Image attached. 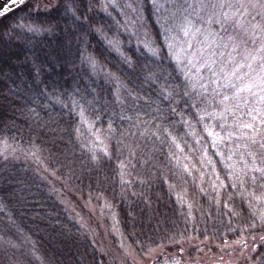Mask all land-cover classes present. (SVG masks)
I'll use <instances>...</instances> for the list:
<instances>
[{
	"label": "trees",
	"instance_id": "1",
	"mask_svg": "<svg viewBox=\"0 0 264 264\" xmlns=\"http://www.w3.org/2000/svg\"><path fill=\"white\" fill-rule=\"evenodd\" d=\"M154 9L143 0L145 36L103 0L26 2L0 17V264H118L91 207L139 254L207 241L264 264L250 130L220 119L215 83L175 60Z\"/></svg>",
	"mask_w": 264,
	"mask_h": 264
},
{
	"label": "rangeland",
	"instance_id": "2",
	"mask_svg": "<svg viewBox=\"0 0 264 264\" xmlns=\"http://www.w3.org/2000/svg\"><path fill=\"white\" fill-rule=\"evenodd\" d=\"M150 1L153 4V0ZM27 2L40 9H50L55 5V0H28ZM155 2V15L157 14V18L161 21V26L163 25L164 30L172 29L167 33L175 60L177 61L176 57L179 56V64L191 76L197 78H195L196 82L200 83L211 78V82L220 79V83L225 84L222 77L227 76L237 62H251L245 60V52L246 50L252 51L259 46L258 43L251 42L249 27L252 24L264 23L261 17L256 15L259 9H249L251 15L234 17L237 22L233 23L230 20L224 24L222 29L218 22L219 16H211L207 9H197L193 12V9L188 8L184 15H189V18L194 21V26L189 35L185 36L179 28L183 22L181 13L183 8H187L188 4H195L197 0H155ZM211 2H216V0H211ZM225 2L235 4L238 0H225ZM142 3L143 0H103L106 10L113 8L124 15L121 8H125L128 15L137 20L135 22L130 20L129 31L145 36L147 30L143 23ZM225 11L229 10L225 9ZM173 13L176 15L173 16ZM246 28L249 29L247 32ZM229 37L233 39L230 40ZM245 41L247 43H244ZM205 62L208 66H202ZM260 63L258 59L252 62L254 70L252 75L259 71ZM248 71L247 67L241 70V72ZM243 95L247 96L246 93ZM90 210L92 214L86 216L91 223L89 225L94 227L103 250L111 252L118 264H237L238 260L235 261V258L227 254V251L234 248V245L211 246L207 241H184L174 247H160L145 254H139L122 236L115 217L102 211L98 212L93 207ZM238 256L241 258V254ZM245 259L252 260L251 255L246 256ZM241 263L242 261H239V264Z\"/></svg>",
	"mask_w": 264,
	"mask_h": 264
},
{
	"label": "snow or ice",
	"instance_id": "3",
	"mask_svg": "<svg viewBox=\"0 0 264 264\" xmlns=\"http://www.w3.org/2000/svg\"><path fill=\"white\" fill-rule=\"evenodd\" d=\"M24 3L25 0H6V4L0 7V17L6 18L18 5H23ZM153 6H156L155 0H153ZM177 7L180 8L182 6ZM188 8L193 9V12H196L197 9H207L211 16H219L220 20L218 22H220L222 29L224 24L228 23L230 20L236 23L237 21L234 19L236 16L243 17L244 15H251L249 9H259L260 11H257L256 15L260 16L261 20L264 21V0H238L235 4L225 2V0H216V2H211V0H197L195 4H188L187 8H183V12L181 13L183 22L179 25V28L185 36L189 35L194 26V21L189 18V15H184V13H187ZM225 9L229 11H225ZM233 9L234 11H231ZM175 15L176 13H173V16ZM253 19H255V17H253ZM16 26L20 27L22 25L17 24ZM23 26L28 27L29 31L37 30L36 27L31 25ZM249 27L251 29V42L253 44L258 43L259 45L252 51L246 50L245 52V60L251 62H237L232 71L229 72L227 76L222 77L225 80V84H221L220 79L215 80L214 83L216 88L213 89L215 95L211 99L215 100L217 96L219 97L217 106L220 108L218 113L220 119L224 120L228 115H231L235 117V123L239 129L250 130L248 132H242V136L247 140L244 147L250 149L247 154L253 161L251 165L252 171L258 172L260 174V179L264 180V23L252 24ZM248 30L247 28L245 29L246 32ZM165 31L171 32L172 29H165ZM172 38H175L174 34ZM169 39L170 37L166 35L165 41L168 42ZM229 39L231 40L233 38L229 37ZM244 43H247V41ZM168 47L169 51H172L171 43L168 44ZM189 47H191V45H189ZM181 51H183V49H181ZM154 54H156L155 51ZM176 59L179 63V56H177ZM257 59L261 62L260 68L255 75H252L254 71L252 62H255ZM202 66H208L207 62ZM245 67H247L249 71L241 72ZM213 75H216V73H213ZM200 86L206 88L204 84ZM165 92H167L166 89ZM245 93L247 96L243 95ZM167 95L171 96L172 93L168 92ZM187 95L188 93L185 92V96ZM249 97H251V100ZM200 103L204 105L210 104L211 102L208 100H201ZM189 106L195 108L197 112L204 111L206 115H212V113H207L206 108H196L195 103ZM242 107L249 109L246 114L250 119L247 121L241 120V116L245 115V113L241 111ZM172 111L175 112V108H172ZM237 112H240V116L236 115ZM201 119H203V117H201ZM205 127L207 128V126ZM209 135H213V133L209 132ZM233 135L234 133L229 131V138ZM217 139L222 140L223 138L217 136ZM257 160L260 161L259 165L256 164ZM245 167H248L247 161H245ZM256 178L255 175L252 176L253 181H255ZM235 186V184L232 185V187ZM189 207H191V205ZM261 219L264 221V216H262Z\"/></svg>",
	"mask_w": 264,
	"mask_h": 264
},
{
	"label": "water",
	"instance_id": "4",
	"mask_svg": "<svg viewBox=\"0 0 264 264\" xmlns=\"http://www.w3.org/2000/svg\"><path fill=\"white\" fill-rule=\"evenodd\" d=\"M26 1V0H25ZM6 4V0H0V7H3ZM19 6V5H18ZM17 6V7H18ZM16 7V8H17Z\"/></svg>",
	"mask_w": 264,
	"mask_h": 264
}]
</instances>
